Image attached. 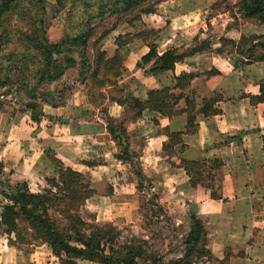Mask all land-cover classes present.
Wrapping results in <instances>:
<instances>
[{"label": "trees", "instance_id": "1", "mask_svg": "<svg viewBox=\"0 0 264 264\" xmlns=\"http://www.w3.org/2000/svg\"><path fill=\"white\" fill-rule=\"evenodd\" d=\"M24 1L26 0H0V88L10 83L11 60L19 59L22 76L21 91L30 99L28 106L31 118L38 121L43 113V105L38 102L40 96L43 95L41 84L60 79L66 67L64 66L65 61L67 64L76 65L79 61L78 56L79 62L87 66L90 97L93 102L102 95L105 98L101 89L105 88L106 82L115 83L112 82L111 73L113 76H118L123 69L124 60L120 47L132 39L129 34H119L115 38L118 48L113 56H107V52L101 50L95 62H90L88 47L90 38L95 33V28L91 25L94 16L128 14L135 11L134 17L129 19L132 24L140 20L143 14L156 12L158 5L165 0H96L98 2L96 12L92 10L93 0H75L69 6L65 19L67 26L59 39H51L48 35L45 24L47 12L45 0H28L29 4L27 5L24 4ZM67 2L57 0L58 11L65 10L68 7ZM237 6L244 21L253 20L264 23V0H239ZM10 14H18L17 17L26 23L27 28L8 25ZM152 32L154 30H149L148 33H151L149 37L156 36L157 32H154V35ZM137 37L149 41V37L144 36V33H138ZM222 39L230 44L236 43L229 38ZM14 41H17L24 50H19L15 54L10 51L2 54L5 47ZM210 44L211 42L197 37L191 46L176 47L172 45L160 54L156 43L150 42L149 51L141 57L138 65L149 64L145 68L148 73L175 69L177 62L185 60L186 57L198 51L207 49ZM65 52H77V56L75 54L66 55L64 60L56 57V55ZM238 52L245 55L247 61H264V36L260 34L242 35L238 43ZM18 54L20 57L17 56ZM101 72L105 78L99 80L97 76ZM195 76L194 72L182 73L177 77L176 86L182 89L187 88ZM117 89L119 90V88ZM116 93H120V95H109V98L129 107L133 114L132 117L135 118L140 116L145 109L172 117L179 112L176 103L182 97V92L177 94L167 86L149 90L146 99H140L133 95L126 97L121 91H116ZM221 99H223L221 94L204 98L203 105L197 109L196 102L186 97L187 108L185 111L188 114L186 131L190 133L197 131L196 113L205 115L218 113L220 109L215 105ZM252 100L253 102L264 100V81L261 83V94L252 96ZM125 121V119L118 121L117 118L110 116L107 123V129L119 146L115 155L122 160L131 159L135 153L131 150L130 136ZM164 131L169 136V140L164 144L165 151L182 142L183 131H171L169 128ZM47 155L56 164L58 176L47 177V181L52 184V187H45L39 192L30 190L27 179L13 182L10 174L5 171L3 163L0 162V188L7 201L2 205L0 216L1 224L6 226L7 233H15L20 240H24L25 230L31 229L34 238L39 237L50 244L62 264H79V259L102 264H138L139 258L153 262L159 260L140 243L131 241L118 244L119 228L114 223H98L84 219L80 209L97 190L92 187L90 179L84 173L65 165L51 149L47 150ZM179 166L183 167L189 175L192 186L203 184L211 190L213 198L222 197L215 189L217 171L223 166L221 158L200 160L181 158ZM137 173L142 176L143 171L138 170ZM4 185L6 188L3 187ZM191 207L190 227L193 232V240L186 242L189 248L185 255L177 262L170 264H189L194 251L216 259L207 248V228L197 215L196 205L191 204ZM51 211H58L70 219L71 224L62 228L52 217ZM22 221L28 225V228L22 226ZM229 256L230 254L227 253L225 259Z\"/></svg>", "mask_w": 264, "mask_h": 264}, {"label": "rangeland", "instance_id": "2", "mask_svg": "<svg viewBox=\"0 0 264 264\" xmlns=\"http://www.w3.org/2000/svg\"><path fill=\"white\" fill-rule=\"evenodd\" d=\"M64 1H68V7L63 12L59 13L57 0H45L47 6L45 24L51 39H59L65 32V26H67L65 19L68 9L75 0ZM238 1L239 0H168L166 2H161L156 12L143 14L147 15L146 18H149L146 19L147 21L141 18L132 24L129 22V19L134 17L136 14L135 11L128 14L96 15L91 21V25L95 28V33L90 38L88 47V57L91 63L95 62L101 50L107 52L104 48L111 46L113 39L119 34H129L130 38H132L131 40H133L134 38H139L137 37L138 33H144V36L148 37L151 35V33H148L149 30H154L155 33H158V30L153 26L162 30V32L160 31L161 35L156 34V36L149 37V41L144 42L142 41L143 39L140 38L142 40L125 48V60L134 55V60L132 59L131 62H135L138 58L136 62L137 68L127 65V62V64L124 63V67L121 69L118 76H113L111 73L112 82L115 83L109 84L106 82L105 88L101 89L105 94V98L102 95L94 102L91 100V90L88 81L89 70L86 65L79 62L80 58L77 56V52H65L56 55L57 58L64 60L66 55L71 56L75 54L79 61L76 65L67 64L65 61L64 66L66 67L60 79L41 84L43 95L40 96L38 102L43 105V113L41 114L40 120L36 121L35 124L39 125L43 122L44 127L50 130L52 125L50 122L59 119V114L62 116L60 120L68 121V123L70 122L69 125L87 123L84 124V128L89 130V132H87L89 136L87 137L91 144H96L97 146L94 148L95 156L90 160L83 161L91 163V165L96 164V166H116L115 171H118L119 175H113V170L111 169L109 170V174L112 175H109V180H107L108 178L106 177L94 180L100 177L101 174L91 172L88 167L76 166V168H82L75 170H80V172L84 173L86 177L90 179L93 188L98 190L99 193L108 195L106 197L102 195L99 196L98 194L94 195L81 207L80 213L84 219L91 222L114 223L119 228L118 244L131 241L140 243L146 247L149 253L159 258V260L155 262L139 258L138 264H170L177 262L185 255L189 248L187 243L193 240V232L190 227V214L192 208L191 204L194 203L184 199V195L180 193L178 189H174L172 183H174L173 180H175V178L169 176V174H164L165 171L162 164L165 162L159 163L158 161L156 166L158 169H153L147 164L144 165V160L142 157L140 158V155H142V153L146 154L150 148L157 146L148 142V146L145 148V142L143 141L145 137L142 136L144 127L131 134L128 133L130 139H132L131 137L135 136L136 133L140 135L139 139L134 137L136 142L134 141V146H131V150L135 152L134 156L128 160L119 159L117 161L115 160V162L112 160L110 157V149L116 147V145L118 146V144L107 129L108 118L113 116L117 118L118 121L125 119V126L128 131L130 130L129 132H131V129L135 128L133 124L141 121V116H143L144 111L137 118L132 117L133 114L129 107L112 101L109 95H120V93H116V91H121L126 97L129 95L136 96L141 95V92H138L139 89L149 88L144 81L143 83L140 81V75L143 73V69L138 67L141 57L150 49L148 45L150 42H154L157 48L159 47L158 44H161L160 47H162L165 42H167L164 39L168 38V36H170V38L173 36L170 39V43H173L174 39H178L177 35L173 32L182 30L185 23L189 21V25L186 27V31L184 29L183 35L185 34L187 37H193V33L189 32L196 28V30H198L197 33H199V30L203 27V33H199L200 35H198L201 36V39H205L209 42L213 41V44H218L219 40H221L222 43L230 45V43L224 41L225 39L223 40L222 38H227L224 35L230 32L227 30V26L230 24L238 25L240 17L242 18L237 6ZM93 2L94 6L92 10L96 12L98 10V2L96 0H93L92 3ZM24 4H29L28 0L24 1ZM17 15L18 14H10V21L7 24L12 27L26 29V23L20 20ZM70 28H72L71 25ZM259 28L261 32L264 31V25L259 26ZM113 29L115 30L113 31ZM154 32H152L153 35ZM171 32L174 35H172ZM233 33L235 32L230 34ZM260 35L264 36V32L260 33ZM19 50L23 51L24 48L17 41H14L5 47L2 54L8 51L14 52L15 54V52ZM131 52L136 54L133 53V55L130 56ZM17 56L20 57L19 54ZM107 56L109 55L107 54ZM11 62L10 83L0 88V127L8 123L6 120L19 119L21 116H25L27 111L31 117V111L28 106L30 99L21 91V62L19 59H13ZM158 72L160 71L154 72L152 76L160 80V74ZM97 78L99 80L104 79L105 76L103 72L99 73ZM117 88H119V90ZM63 104L65 105L64 107ZM70 105L71 109L66 110L67 108L65 107ZM111 105H114L115 108L112 109ZM110 109H112V111H110ZM119 109H121V112H117ZM116 112L120 114L116 116ZM67 113L70 115H67ZM146 116L149 117V115ZM133 120V123L128 124V121ZM71 127L72 126H70V128ZM162 128L164 127H161V129ZM71 129L77 131L74 126ZM99 133H101L100 138H98ZM105 141L107 142L105 143ZM0 142L2 143V139ZM153 150L154 149H152V151ZM165 155L167 158H171L167 152ZM39 159L38 165L42 168V170L39 168L42 175L36 173L38 178H36L35 174L29 180V188L33 192H39L45 187H52V184L47 181V177L58 176L57 166L54 162L51 165V159V161H48L46 158L49 165H47L42 158L39 157ZM49 167H53V172L50 175H46V171L49 170ZM138 170L143 171L142 176H139V173H137ZM35 171H37L36 168ZM8 173L13 182L26 178L22 177L23 175L21 172H17L14 169L8 170ZM101 173L105 174L102 170ZM220 186L221 183H217L215 187L218 193H220L222 189ZM3 187L6 188L5 185ZM5 202H7L6 198L1 193L0 188V214L2 205ZM131 203L134 204L131 206ZM51 213L52 217L62 228H66L71 224V220L58 211H51ZM197 215H199L198 212ZM132 217H134L133 220L131 219ZM21 224L28 228V225L23 221ZM6 230V226L1 224L0 216V264H62L61 259L54 254L50 244L39 237L34 238V235L31 234V229L25 230L24 234L26 237L24 240H20L15 233H7ZM190 232H192L191 241H189ZM206 243L207 248L211 251L208 237ZM194 248L196 249V246ZM221 260L222 259H218L217 257L214 259L209 255H201L199 252L194 251L191 255V262L189 264H235L236 262L232 260L230 256L223 262ZM78 262L79 264H102L85 259H79Z\"/></svg>", "mask_w": 264, "mask_h": 264}, {"label": "crops", "instance_id": "3", "mask_svg": "<svg viewBox=\"0 0 264 264\" xmlns=\"http://www.w3.org/2000/svg\"><path fill=\"white\" fill-rule=\"evenodd\" d=\"M166 1L168 0L163 2ZM146 17L147 15L142 16L145 21L149 19ZM189 22L185 23L182 30L173 32L178 37L173 40V43H170L173 36L171 38L168 36L164 39L167 42L162 47H160L161 44H158L160 54L172 45L180 47L191 46L194 43V38L203 33V27L199 30L200 34L195 28L189 32L194 36L187 37L185 34L183 35V31L184 29L186 31ZM261 25L264 24L253 20L244 21L240 17L239 24L228 25L227 30L230 32L224 35L235 41V44L226 43L223 45L221 40L218 44H213L212 41L207 49L198 51L186 57L185 60L177 62L175 69L158 72L160 80L153 78L154 72L145 71L149 64L138 65L140 69H143L140 81L142 83L144 81L149 88L139 89L138 92H141L143 97L135 94L137 97L146 99L149 90L166 86L171 87L177 94L182 92V97L176 103L179 112L172 117L145 109L141 121L135 122L133 124L135 128H132L131 132L128 131L131 134L144 127L142 136L145 138L141 139L145 142V148L148 146V142L157 145L150 148L146 154L140 155V158L142 157L144 160V165L147 164L153 169H158L157 162H165L162 164L164 174L175 178L172 183L174 189H178L184 195V199L196 205L198 217L203 220L208 230L212 253L218 259H224L229 253L230 258L236 261L235 264H264V100L257 102L252 100V96L261 94V83L264 81V61H247V57L238 52L241 36L263 33L264 31L261 32L259 28ZM153 27L158 30L157 35L160 34V31L162 32L157 27ZM232 32L235 33L230 34ZM200 37L198 36V39H201ZM139 40L142 39L134 38L120 47L124 63L128 62L127 65L135 68H137L138 58L135 62H131L132 59L134 60V52H131L130 56H133L125 60V48ZM117 48L114 38L111 46L104 49L107 50L109 56H113ZM191 72L196 73V76L187 88L182 89L176 86L179 75ZM214 94L223 96V99L215 105L220 111L208 115L196 113L198 129L195 133L187 132L186 97L193 99L199 109L203 105V99ZM65 108L70 110L71 105ZM111 108L113 109L115 106L111 105ZM118 111L121 112V109ZM117 112L116 116L120 114ZM67 115L70 114L67 113ZM58 117L61 118V114ZM6 122L8 123L0 127V141L2 139L0 160L5 171L14 169L21 172L22 177H26L23 179H27L28 182L36 173L42 175L40 172L42 168L38 165L39 157L49 165L46 161V158L51 161L47 155L48 149L55 152L65 165L74 169H82L76 168V166L88 167L91 172L100 173L101 176L94 180L105 177L109 180V175H119V172L115 171V165L96 166V164L91 165L83 161L90 160L95 156L94 148L97 146L91 144L87 137L89 130L84 128V124L87 123L69 125L70 122L57 119L50 122L52 125L50 130H47L43 122L39 125L35 124L36 121L31 119L28 111L25 116L6 120ZM133 122L134 120L128 121V124ZM70 126H72L71 128L74 126L77 131H73ZM161 127L164 128L161 129ZM166 128L171 131H183L182 142L173 145L174 147L168 151L164 150V144L169 140V136L164 131ZM100 135L101 133L98 134V138L101 137ZM134 137L139 139L140 135L136 133L131 137V146L135 144ZM152 149L154 150L152 151ZM110 150L112 160L114 162L119 160L115 155L118 146L116 145ZM163 150L171 158H167ZM214 157L223 160L222 168L217 171V183H221L222 188H220L221 198H213L211 190L203 184L192 186L189 175L183 167L179 166L181 158L200 160ZM52 163L53 161H51V165ZM52 168L49 167L46 175L53 172ZM111 169L113 172L109 174ZM101 170L105 174H102ZM35 176L38 178L37 174ZM96 194L108 196L99 193L98 190L94 195ZM132 204L134 203L130 205L132 206ZM133 218L131 219L133 220Z\"/></svg>", "mask_w": 264, "mask_h": 264}, {"label": "water", "instance_id": "4", "mask_svg": "<svg viewBox=\"0 0 264 264\" xmlns=\"http://www.w3.org/2000/svg\"><path fill=\"white\" fill-rule=\"evenodd\" d=\"M191 235H192V232H190L189 241H191Z\"/></svg>", "mask_w": 264, "mask_h": 264}]
</instances>
